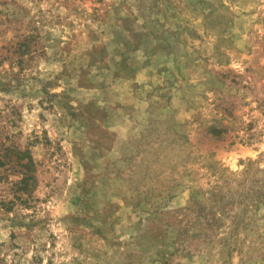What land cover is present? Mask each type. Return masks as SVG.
Listing matches in <instances>:
<instances>
[{"label":"rangeland","instance_id":"obj_1","mask_svg":"<svg viewBox=\"0 0 264 264\" xmlns=\"http://www.w3.org/2000/svg\"><path fill=\"white\" fill-rule=\"evenodd\" d=\"M0 264H264V0H0Z\"/></svg>","mask_w":264,"mask_h":264}]
</instances>
